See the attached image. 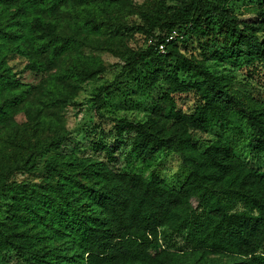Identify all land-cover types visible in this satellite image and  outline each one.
<instances>
[{
  "label": "trees",
  "instance_id": "obj_1",
  "mask_svg": "<svg viewBox=\"0 0 264 264\" xmlns=\"http://www.w3.org/2000/svg\"><path fill=\"white\" fill-rule=\"evenodd\" d=\"M62 1L0 0V10L11 19L22 18L32 7ZM175 1L165 19L144 17V48L114 52L123 62L120 73L140 70L145 87L160 86L162 92L143 118H109L112 141L98 137L90 142L105 160L62 151L68 131L34 143L19 141L23 155L0 169V258L12 251L25 264H180L181 257L216 254L229 257H218L216 264H264V169L247 163L221 133L239 110L249 129L250 152L264 154V100L247 102L225 75L177 48L190 35L222 36L216 57L260 66L264 74V0L249 18L235 15L227 0ZM88 21L94 22L92 13ZM24 27L26 32L20 33L9 25L18 42L8 51L30 50L25 65L35 72L46 69L41 55L48 54L51 62L73 43L56 23L38 14L26 19ZM92 67L69 64L63 75L83 81L95 77L98 70ZM3 70L0 82L9 77L8 69ZM107 88L91 97L96 107ZM188 91L198 98L190 112L174 99V94ZM20 98H1L0 123L9 119ZM193 131H214L216 138L200 148ZM121 147L142 159L161 150L175 152L187 174L174 186L155 172L146 177L120 171L110 161ZM41 158L39 181L14 179L18 171L38 169ZM161 229L183 234L187 250L180 254L164 246Z\"/></svg>",
  "mask_w": 264,
  "mask_h": 264
},
{
  "label": "rangeland",
  "instance_id": "obj_2",
  "mask_svg": "<svg viewBox=\"0 0 264 264\" xmlns=\"http://www.w3.org/2000/svg\"><path fill=\"white\" fill-rule=\"evenodd\" d=\"M227 5L241 18H249L263 7L262 0H227ZM175 7V0H94L91 3L86 0H64L57 4L49 2L32 7L25 17L16 16L13 19L0 10V30L4 29L5 32L4 36H0V73L7 68L11 77H8L9 84H5L8 79L2 77L0 100L4 96L21 97L9 119L0 123V169L23 155L20 140L34 143L60 131H68L69 134V140L61 147L62 151L74 150L78 154L105 160V154L93 151L90 142L98 137L106 142L112 141L109 118H143L162 92L160 86L145 87L146 81L142 79L140 70L120 73L123 62L114 52L127 46L144 48L145 33L141 26H148L144 17L165 19ZM90 13L94 15L92 23L88 21ZM35 14L56 23L57 30L73 40L68 50L51 62H48L49 55L46 53L39 57L46 65L43 72L26 67L32 56L30 50L24 54L8 51L18 42L14 32L9 34V25L20 33L26 32L24 22ZM222 41V36L190 35L177 42V48L186 56L203 63L211 72L225 75L231 89L247 102L253 104L264 100L261 67L216 57L214 49L223 46ZM73 63L85 67L94 65L92 68L98 71L95 77L83 81L64 76L65 67ZM102 86L108 88L103 93V102L96 107L91 97L98 94ZM174 99L177 107L186 112L192 111L198 102L193 91L176 93ZM243 116L239 110L231 115L230 123L221 132L222 139L247 163L264 169V154L254 155L247 146L249 129ZM192 136L200 148L216 138L214 131H193ZM114 154V159L110 161L114 168L146 177L155 172L174 186H178L187 174L179 155L172 151L161 150L147 159L124 147ZM42 158L37 163L38 169L32 172L18 171L13 175L14 179L25 183L39 181L43 175ZM161 231L164 246L180 254L187 250L183 234H171L165 229ZM218 257L229 259L223 255L205 254L202 258L181 257L180 264H216ZM0 264L25 263L21 256L10 251L0 258Z\"/></svg>",
  "mask_w": 264,
  "mask_h": 264
},
{
  "label": "built area",
  "instance_id": "obj_3",
  "mask_svg": "<svg viewBox=\"0 0 264 264\" xmlns=\"http://www.w3.org/2000/svg\"><path fill=\"white\" fill-rule=\"evenodd\" d=\"M159 49L163 50V45L162 44L159 45Z\"/></svg>",
  "mask_w": 264,
  "mask_h": 264
}]
</instances>
